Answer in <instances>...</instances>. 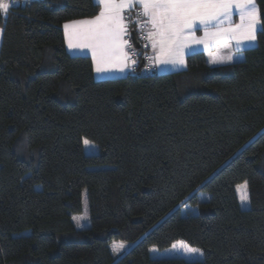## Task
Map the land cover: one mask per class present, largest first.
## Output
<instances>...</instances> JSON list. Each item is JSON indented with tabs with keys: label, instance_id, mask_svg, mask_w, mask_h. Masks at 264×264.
<instances>
[{
	"label": "trees",
	"instance_id": "trees-1",
	"mask_svg": "<svg viewBox=\"0 0 264 264\" xmlns=\"http://www.w3.org/2000/svg\"><path fill=\"white\" fill-rule=\"evenodd\" d=\"M256 4L255 47L103 80L90 56L67 51L63 29L96 15L94 0L0 11V264H264V0ZM84 190L90 223L77 229ZM185 200L198 213L182 214Z\"/></svg>",
	"mask_w": 264,
	"mask_h": 264
},
{
	"label": "crops",
	"instance_id": "crops-1",
	"mask_svg": "<svg viewBox=\"0 0 264 264\" xmlns=\"http://www.w3.org/2000/svg\"><path fill=\"white\" fill-rule=\"evenodd\" d=\"M33 1L37 0H25L26 3ZM94 1L100 5V10L96 15L69 20L63 24V29L67 51L71 55L90 56L97 80L138 74L132 70L136 64L129 57L125 24V12L135 5L143 8L149 25L148 29L154 44V65L157 73H163L167 69L175 71L182 69L186 65V58L191 50H206L209 46L214 47V43L221 39L210 35L213 37L211 43L207 39L201 40L204 30L207 29L206 34L208 30L211 31L210 25L215 24L217 17L204 16L197 21L185 12V18L180 22L177 17L172 18L160 0ZM10 9L9 5H0V11L4 16L8 15ZM198 24H204L206 28L198 29ZM217 30L221 31V36L225 29ZM2 34L0 26V46ZM232 41L231 39L224 40L221 44L223 48L219 50L227 55L232 51L231 48H234L235 44Z\"/></svg>",
	"mask_w": 264,
	"mask_h": 264
},
{
	"label": "rangeland",
	"instance_id": "rangeland-1",
	"mask_svg": "<svg viewBox=\"0 0 264 264\" xmlns=\"http://www.w3.org/2000/svg\"><path fill=\"white\" fill-rule=\"evenodd\" d=\"M160 2L169 11L172 18L175 16L180 20V22L181 19L184 20L185 12L197 21H199L200 17L204 16H209L210 18L217 17L215 20L216 25H210L211 31L208 30L207 34V29L204 30V35L201 40L203 41L207 39L208 42L211 43V38L213 37H210V35L221 39H218L214 43V47L209 46L206 50L193 49L189 52V54L198 51H206V53L209 54L214 48L221 50L223 48L221 44L224 40L228 39L233 40L232 43L235 44V49L231 48L232 51L255 47L258 44L257 32L261 28V21L256 0H160ZM136 6L139 5H135L134 7ZM202 21H204V18H202ZM197 28L205 29L206 27L204 24H198ZM220 28L225 29L221 36V31L217 30ZM219 40L221 41L219 42ZM185 69H187V60L186 65L182 67V69H178L176 71H182ZM167 72H175V70L167 69L163 73ZM17 148L22 153H25L26 147L24 141L19 140ZM84 148L87 154H96L98 152L97 145L87 139L84 141ZM195 192L200 200L208 199V194L200 190H196ZM178 209L184 215L196 214L199 211L198 207L191 205L188 200L183 201L178 206ZM73 222L75 223L77 229H83L90 223L86 190L83 192L82 212L73 215ZM114 248L117 253L126 249L125 246L121 245H114ZM150 253L154 258L172 257L176 255L171 249L159 250L157 248H151Z\"/></svg>",
	"mask_w": 264,
	"mask_h": 264
},
{
	"label": "built area",
	"instance_id": "built-area-1",
	"mask_svg": "<svg viewBox=\"0 0 264 264\" xmlns=\"http://www.w3.org/2000/svg\"><path fill=\"white\" fill-rule=\"evenodd\" d=\"M9 5L15 7L26 4L25 0H0V5ZM127 42L129 47V57L135 62L134 72L141 74H152L156 72L153 54L154 44L152 35L148 29L149 25L144 16V10L136 6L125 12ZM132 31H135L136 37L140 42V48H137L133 38Z\"/></svg>",
	"mask_w": 264,
	"mask_h": 264
},
{
	"label": "water",
	"instance_id": "water-1",
	"mask_svg": "<svg viewBox=\"0 0 264 264\" xmlns=\"http://www.w3.org/2000/svg\"><path fill=\"white\" fill-rule=\"evenodd\" d=\"M131 34H132V38H133V41H134L136 47H137V48H140V42L138 41V39H137V37H136V33H135V31H132Z\"/></svg>",
	"mask_w": 264,
	"mask_h": 264
}]
</instances>
